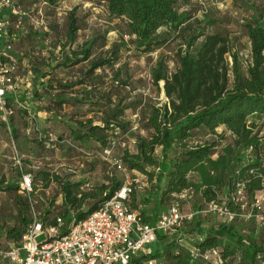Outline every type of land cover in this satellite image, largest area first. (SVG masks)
<instances>
[{
  "label": "trees",
  "instance_id": "trees-1",
  "mask_svg": "<svg viewBox=\"0 0 264 264\" xmlns=\"http://www.w3.org/2000/svg\"><path fill=\"white\" fill-rule=\"evenodd\" d=\"M34 1L57 8L62 0ZM103 2L110 19L117 20L123 28L122 38L127 36L137 53H158L178 39L183 40L185 50L178 54L179 65L175 71H170L167 57L162 53H158L156 64L151 68L152 84L164 93V104L146 107L142 101L128 102L123 90L130 86L131 78L124 80L121 69H115L120 63L121 48L125 42L122 40L121 45L114 44L107 56L95 57L97 48L105 46V35H97L75 48L80 25L77 8L72 9L66 25V43L62 45L63 50L69 49V54L58 67L73 68L86 62L88 66L80 70L78 81L62 87L72 89L87 86L89 89L81 99L65 100L59 96L55 103L58 108L94 104L99 108L97 112H100L101 118L97 123L93 118L76 121L77 127L69 128L70 139L79 143L81 152L94 156L95 151H87L82 146L94 142L101 152L110 148L119 135H126L132 130L133 124L126 119V113L144 108L143 111L148 112L147 116L141 118L144 134L136 138V151L124 150L120 159L132 173L142 175L150 184H155V191L143 200L147 205L153 202L151 210L154 215L138 209L135 202L131 203L132 197L133 201L136 200L135 192L130 196L132 210H139L145 222L155 224L162 206L170 197L192 190L205 204L201 209L215 203L237 214L249 211L259 193L264 192V145L259 143L256 127L250 122V118L264 115L263 15L254 17L244 25L250 46V60L244 70L237 44L221 33H208L207 28L215 24L211 19L203 17L192 23V14L182 9L180 0ZM107 69L113 72L109 85L105 84V78L97 74ZM40 77L47 75L41 74ZM44 87L47 90L61 89L52 83ZM7 101V109L10 110L11 97ZM8 126L12 136L17 138L13 119ZM220 128H223L221 132ZM228 134L235 137L234 145L226 146L222 154L214 158ZM199 135L201 138H198ZM207 136L212 138L207 139ZM251 146L255 152L248 156L245 151ZM168 165L170 169L166 170ZM30 175L33 185L30 195L20 193L21 182L14 185L0 180V193H15L14 200L19 206L17 226L7 228L0 224V230L6 231L9 243L5 249L17 246L32 223L29 198H33L39 184L44 188L57 184L60 188L63 208L57 217L51 219V209L44 214L39 211L44 227L56 226L57 219L62 220L60 236L66 235L73 223L84 220L98 210L122 187V181L117 177H112L108 184L89 189V184L63 180L60 175L50 171L41 170L34 176ZM238 185L244 187L243 203H237L233 197ZM243 204L246 205L244 209ZM215 217L220 222L208 230L202 227L201 220L195 228L201 236L197 245L201 252L215 250L218 254L215 259L219 264H264V223L258 227L253 219L243 227L244 220L239 217L229 223ZM175 245L169 243L167 236L159 233L150 253L130 264H152L156 261L207 264L192 261L188 253L175 251Z\"/></svg>",
  "mask_w": 264,
  "mask_h": 264
},
{
  "label": "rangeland",
  "instance_id": "rangeland-1",
  "mask_svg": "<svg viewBox=\"0 0 264 264\" xmlns=\"http://www.w3.org/2000/svg\"><path fill=\"white\" fill-rule=\"evenodd\" d=\"M14 2L35 19L40 18L39 12L41 11L47 30L42 28L40 31H35L30 20L25 19L26 30L18 31L19 37L14 42V55L19 62V75L25 80L28 79V76L31 78L33 97L26 106L12 103L7 117L0 110V180L16 185L22 180L21 174H32L34 176L36 172L44 170L57 173L63 180H76L89 184V189H94L103 183L108 184L112 177H117L123 182L125 176L112 170L103 161L99 145L91 142L87 146H82L87 151L96 152L94 156H87L84 152L79 151V143L71 140L68 134L69 128L77 127L75 122L78 120L85 121L86 117H91L97 123L98 118H101L100 112H97L99 108L94 107V104H88L82 110L81 107H75V105L58 108L55 103L56 99L50 92H46V96L39 93L40 75H47L48 78H45L48 83H52L56 88H61L59 90L61 92L64 90L65 94L66 91L70 93V90L62 86L78 81L80 70L88 66L86 62L73 68L58 67V65L65 62V58L69 54V49L63 50L62 45L66 43V25L69 13L72 9L77 8L80 31L77 44L74 47L76 48L97 35H105V46L97 48L95 57L107 56L112 46L114 44L121 45L123 40L125 43L121 48L120 63L115 66V69H121L124 80H127L128 77L131 78L129 80L130 86L123 90L124 96L129 99L128 102L142 101L146 104V107L153 104L161 105L165 103V95L153 86L150 75L151 68L156 64L158 53H162L167 57L170 71H175L179 65L178 54L185 50L183 40L171 41L158 53L142 55L134 50L127 36L122 38L123 28L117 20L110 19L103 0H62L57 8H51L41 1L36 2L34 0H14ZM180 4L183 10L192 14L194 19L192 23H195V20H201L203 17L215 21L214 26L207 28V32L221 33L236 43L240 54V62L245 70L250 60V46L244 25L254 17L259 18L261 14L264 23V0H180ZM201 27H203V24ZM29 73H31V76ZM97 74L105 78V84L109 85L113 76L112 70L98 71ZM160 85L162 88L163 83ZM84 91L83 88L75 90L77 95H84ZM39 95L45 98L43 99L42 108L47 111V114L51 110L55 112L49 120L46 119L42 127L39 126L41 119L39 120L37 114L36 108L38 106L33 104V102L39 101L37 97ZM143 109L126 113V119L132 122L135 129L130 130L126 135H119L116 139V145H119L113 151L116 156L121 157L124 150H133L134 140L144 134L141 130V118L147 116L148 112H144ZM31 115H36L37 121H31ZM12 119L17 130V138L12 136L8 126ZM54 120L53 125L50 124L49 127H45L49 124L48 121L53 122ZM250 122L254 123L255 132H257L258 138L264 145V115L250 118ZM50 135L52 139H56L55 143H50ZM229 137L231 139H227V141L232 146L235 137ZM167 169H170L169 165ZM130 177L139 181L137 188L134 190L136 200L133 201L131 196V203L135 202L138 209L153 216L154 212L151 210L153 202L147 205L144 204L143 200L155 191V184H150L146 177L139 174L130 173ZM15 196V193H0V224L5 225L7 228L17 226L19 206L15 203ZM32 199L36 202L37 210L42 214L51 209L53 213L51 219L57 217L58 212L63 208V200L57 184H51L48 188H44V185L39 184ZM174 205H178L182 213H187L192 210L199 211L205 204L201 197L195 193L189 194L184 200L172 196L162 206L161 214L167 212ZM253 219L256 220L258 227L264 223L256 218ZM200 220L202 221V227L206 230L220 222L215 216H197L193 224H186L178 235L169 239V243L176 244L173 247L175 251H183L189 254V251L197 247L201 241V236L195 228L198 227V221ZM249 221H243L242 226H247ZM5 232L0 230V250H4L8 246ZM180 234L183 239L182 243L177 242ZM43 238H40L39 241ZM5 263L8 262L0 260V264ZM153 264H169V262L156 261ZM207 264H219V262L213 258Z\"/></svg>",
  "mask_w": 264,
  "mask_h": 264
},
{
  "label": "built area",
  "instance_id": "built-area-1",
  "mask_svg": "<svg viewBox=\"0 0 264 264\" xmlns=\"http://www.w3.org/2000/svg\"><path fill=\"white\" fill-rule=\"evenodd\" d=\"M39 15L40 18L35 19L17 6L14 0H0V110L5 117L9 113L8 97H11L12 103L22 106H26L33 97L31 78L28 76L25 80L19 75V62L14 55L13 47L19 37L18 31L26 30L25 19L30 20L35 31L42 28L47 30L41 11ZM29 75L31 76V73ZM30 120L34 121L35 118L31 115ZM49 141L55 143L56 139H52L50 135ZM259 143H262L260 139ZM115 145L116 143H111L110 148L101 152V157L112 170L125 176L120 190L87 218L73 223L64 236L59 235L62 220L58 218L56 226L44 227L36 202L32 197L29 198L32 223L26 228L17 246L0 250L1 261L11 264H130L133 260L150 253L159 233L170 239L178 235L186 224L192 223L199 215L204 217L215 215L227 223L238 217L244 221L256 218L264 222V192L259 193L250 210L242 214L215 203L208 205L206 209L187 213H182L179 206L174 205L162 213L155 224L145 222L140 211L132 210L130 207V196L139 181L131 179L132 172L120 157L114 154ZM254 152L255 148L251 146L245 154L250 156ZM32 187L31 175H23L20 193L30 195ZM193 193L192 190H187L175 197L184 200ZM233 197L237 203L245 201L242 185L237 186ZM245 206L243 204L242 209ZM42 237L43 240L39 241ZM177 242H183L181 234ZM189 256L192 261L209 263L218 254L215 250L201 252L199 248L194 247L189 251Z\"/></svg>",
  "mask_w": 264,
  "mask_h": 264
},
{
  "label": "crops",
  "instance_id": "crops-1",
  "mask_svg": "<svg viewBox=\"0 0 264 264\" xmlns=\"http://www.w3.org/2000/svg\"><path fill=\"white\" fill-rule=\"evenodd\" d=\"M68 1V0H67ZM47 78H48V76H47ZM40 89H39V93L40 94H44L45 96L47 95L46 94V92H50L51 94H52V96L53 97H55V99L57 98V97H59V96H62V99H75V98H77V99H81V98H83V94H81V95H77V93L75 92V90H77L78 88H83L85 91L84 92H86L87 91V89H89L87 86H77V87H74V88H72V89H69L70 90V93H68L67 91H66V93L65 94H62L61 93V91L60 90H47L44 86H46V85H48L49 83H48V80L46 79V78H41L40 79ZM70 83H71V81H70ZM72 84V83H71ZM73 91H74V93H73ZM163 93V92H162ZM37 94V93H36ZM35 94V95H36ZM164 94V93H163ZM42 95H39V96H37L38 97V99H39V101L38 102H36V103H34L33 102V104H36L38 107L36 108L37 109V111H38V117H39V120L41 119V121H40V123H39V126L40 127H42L43 125H44V123L46 122V119L47 120H49L50 119V117H51V115L52 114H54L55 112H54V110H51L50 112H49V114H47V111L45 110V109H43L42 107H43V99H45V98H42L41 97ZM37 97L35 98L36 100H37ZM166 101V98L164 99V102ZM88 106V104H77V105H75V107H81V110L84 108V107H87ZM66 107V105H64L62 108H65ZM134 112H137V110L136 111H134ZM47 116H48V118H47ZM33 117L35 118V121H37V117H36V115H33ZM58 117V116H57ZM59 118V117H58ZM87 119H89V118H91V117H86ZM42 119H43V123H42ZM100 118H98V120H99ZM38 120V121H39ZM48 123L49 124H47V125H45V127H49L50 126V124L51 125H53L54 123H55V120L52 122V121H48ZM135 127V126H134ZM134 127H132V130L133 129H135ZM222 129L223 128H220L219 129V132H221L222 131ZM201 135H199V137L198 138H201L200 137ZM229 136H232L231 134H228L227 135V138H226V140L225 141H223L222 142V144H221V146L217 149V151H216V153H215V155H214V158L215 157H218L219 155H221L222 154V151H223V149L226 147V146H228L229 145V142L227 141V139H231V137H229ZM207 139H211L212 137L211 136H207L206 137ZM232 138H234V137H232ZM135 141L136 140H134V149L133 150H131L130 152H132V153H134L135 151H136V148H135ZM117 146H119V145H115V147H114V149L117 147ZM114 151V150H113ZM135 174H137V173H135ZM70 181H76V180H70ZM9 244V243H8ZM154 262H152V264H153ZM5 264H11V263H5Z\"/></svg>",
  "mask_w": 264,
  "mask_h": 264
}]
</instances>
